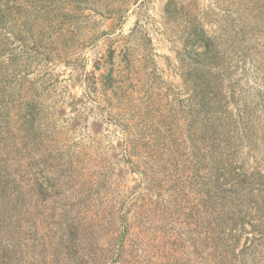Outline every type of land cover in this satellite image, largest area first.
I'll list each match as a JSON object with an SVG mask.
<instances>
[{
    "label": "rangeland",
    "instance_id": "374dc122",
    "mask_svg": "<svg viewBox=\"0 0 264 264\" xmlns=\"http://www.w3.org/2000/svg\"><path fill=\"white\" fill-rule=\"evenodd\" d=\"M0 264H264V0H0Z\"/></svg>",
    "mask_w": 264,
    "mask_h": 264
}]
</instances>
